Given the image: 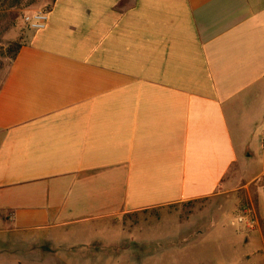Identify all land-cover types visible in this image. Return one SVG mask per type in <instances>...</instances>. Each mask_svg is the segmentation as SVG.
<instances>
[{
  "label": "crops",
  "instance_id": "crops-1",
  "mask_svg": "<svg viewBox=\"0 0 264 264\" xmlns=\"http://www.w3.org/2000/svg\"><path fill=\"white\" fill-rule=\"evenodd\" d=\"M47 9L0 82V264H58L96 223L209 199L248 167L236 144L255 158L264 136V0ZM259 224L236 239L264 261ZM207 229L176 264H233L196 253Z\"/></svg>",
  "mask_w": 264,
  "mask_h": 264
},
{
  "label": "rangeland",
  "instance_id": "rangeland-1",
  "mask_svg": "<svg viewBox=\"0 0 264 264\" xmlns=\"http://www.w3.org/2000/svg\"><path fill=\"white\" fill-rule=\"evenodd\" d=\"M51 1L24 0L20 7L0 9V82L9 68L13 48L24 44L30 31L23 22V16L48 8ZM262 140L259 141L260 151L251 159L245 158L243 144H236L240 162H248V167L236 176L233 186H223L209 199L133 212L109 222L96 223L75 240L78 241L77 245L88 251L66 257L58 250L53 252V259L58 264L72 257H76L79 264H176V247L180 245L181 237L184 236V242L188 245L191 242L189 232L209 226L205 243L195 245L196 253H206V257L214 261L223 258L219 250L223 247L225 260L229 263L264 264V261H260L259 253L254 254L253 247L242 246L243 242L236 239L244 227L238 223V219L243 217L248 207L258 211L260 206L261 217H264V176L256 182L253 180L263 170ZM218 217L223 218L222 222L217 221ZM258 221L260 223V219ZM219 224L223 228L217 226ZM247 256L251 258L247 259ZM114 259L117 263L113 262Z\"/></svg>",
  "mask_w": 264,
  "mask_h": 264
},
{
  "label": "built area",
  "instance_id": "built-area-1",
  "mask_svg": "<svg viewBox=\"0 0 264 264\" xmlns=\"http://www.w3.org/2000/svg\"><path fill=\"white\" fill-rule=\"evenodd\" d=\"M49 14V10L47 8H43L25 14L22 19L30 31L37 32L46 28L49 21ZM262 148L264 152V136L262 140ZM238 223L249 230L255 228L258 224L252 213L248 211L243 214V217L238 219Z\"/></svg>",
  "mask_w": 264,
  "mask_h": 264
},
{
  "label": "trees",
  "instance_id": "trees-1",
  "mask_svg": "<svg viewBox=\"0 0 264 264\" xmlns=\"http://www.w3.org/2000/svg\"><path fill=\"white\" fill-rule=\"evenodd\" d=\"M24 0H0V9L2 10H10L14 9L16 7H20L22 5ZM23 44L16 45V48H13L11 56L9 57L10 64L16 59L18 56ZM260 229L262 231V234L264 236V219L260 220Z\"/></svg>",
  "mask_w": 264,
  "mask_h": 264
}]
</instances>
